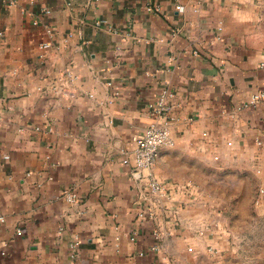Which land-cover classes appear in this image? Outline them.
Wrapping results in <instances>:
<instances>
[{
  "label": "crops",
  "instance_id": "0c3cea01",
  "mask_svg": "<svg viewBox=\"0 0 264 264\" xmlns=\"http://www.w3.org/2000/svg\"><path fill=\"white\" fill-rule=\"evenodd\" d=\"M263 14L264 0H0V264H224L204 175L228 153L264 165ZM165 92L177 121L156 196L134 137Z\"/></svg>",
  "mask_w": 264,
  "mask_h": 264
},
{
  "label": "rangeland",
  "instance_id": "374dc122",
  "mask_svg": "<svg viewBox=\"0 0 264 264\" xmlns=\"http://www.w3.org/2000/svg\"><path fill=\"white\" fill-rule=\"evenodd\" d=\"M260 36L264 42V14ZM258 160L228 153L205 169L210 196L223 203L224 264H264V165Z\"/></svg>",
  "mask_w": 264,
  "mask_h": 264
},
{
  "label": "built area",
  "instance_id": "2783aa9c",
  "mask_svg": "<svg viewBox=\"0 0 264 264\" xmlns=\"http://www.w3.org/2000/svg\"><path fill=\"white\" fill-rule=\"evenodd\" d=\"M50 46V42L43 44L45 48ZM55 90L65 95L71 93L67 88H55ZM173 97V94L165 92L149 104L151 121L141 133L134 137L135 174L143 180L149 194L156 196H161L168 187L167 183L155 175L154 170L162 148L173 141L172 126L177 121L174 115ZM253 99L255 102L264 100V91L255 93ZM65 196L70 202L78 200L77 193L73 191H67Z\"/></svg>",
  "mask_w": 264,
  "mask_h": 264
}]
</instances>
